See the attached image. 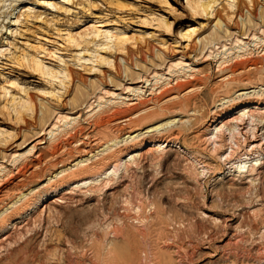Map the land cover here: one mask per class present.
<instances>
[{
    "label": "rangeland",
    "instance_id": "rangeland-1",
    "mask_svg": "<svg viewBox=\"0 0 264 264\" xmlns=\"http://www.w3.org/2000/svg\"><path fill=\"white\" fill-rule=\"evenodd\" d=\"M235 2L242 16L233 0H0V214L18 203L0 228V264H264V106L249 108L254 123L235 111L210 128L211 144L199 138L240 92L264 96V68L250 84L222 81L264 58V0ZM95 28L130 42L122 51ZM137 114L133 127L171 124L155 138L177 139L123 147L113 120ZM89 132L106 158L129 149L116 175L114 162L88 181L44 187L49 173L29 175ZM231 147L248 155L241 172Z\"/></svg>",
    "mask_w": 264,
    "mask_h": 264
},
{
    "label": "bare ground",
    "instance_id": "bare-ground-1",
    "mask_svg": "<svg viewBox=\"0 0 264 264\" xmlns=\"http://www.w3.org/2000/svg\"><path fill=\"white\" fill-rule=\"evenodd\" d=\"M235 3H236V5H234V8L238 12L237 13L238 16H242L240 13V11L242 10L241 4L239 2L237 3V2H235V0H233V4H235ZM189 6L191 8H195L197 10H199V9L202 10V8H203L204 9L203 12H205L206 10H210V8H211V6H209V5H201L200 2H197L194 4L192 2H189ZM214 15H215V11L212 12V16H214ZM235 15L236 14H234L233 16H235ZM213 19L215 20L214 28L218 32L226 31L225 30L226 26L222 22L223 20L221 19V17L220 18L216 17ZM168 26L169 25H165L166 28H169ZM98 27L104 28L105 25L100 24V26H98ZM94 34L97 37L105 36V38L107 40H111L113 42L114 46L118 47L119 49H122V51L125 50V46L130 42L129 39H126L123 36H113L111 32H106L105 34H103L101 31L98 30V28L94 29ZM184 37L191 40L192 34H189V36H184ZM193 44L197 45L198 42L193 41ZM238 58H241V57L238 56ZM263 61H264V58L262 60H258V61L256 60L254 62L251 61L250 63L245 62V63L237 64L235 66V70L238 69L239 74H237L236 71H232V74L230 73V75L225 79L223 78L222 81H225V82L233 81V83L235 81H239V82H241L240 85L241 84H244V85L250 84V83H252V81H251L249 74H247V73H250V72L253 73L254 71L257 72L259 69H263L264 68V62ZM32 69L36 73H39L40 75L42 74L44 76L46 75V76H50L53 78V75L50 74L49 72L45 73V68H43V66L39 62H36V61L33 62ZM260 71H262V70H260ZM257 75H258V73H257ZM138 91H140V90H138ZM190 92H193V91L191 90ZM258 95L259 94H257L256 92H252V91H249V92L244 91L243 92L242 91L237 95V97L235 99L224 103L222 106H220L218 108L217 112H214L215 113L214 117L212 118L207 130L202 132L200 134L199 138L201 140L206 138L209 135L208 132H209L210 128L214 127L217 123L220 122L221 119H223L224 117L228 116L229 114H231L235 111H241L242 110V112H240V114H239L240 118L237 120V122L244 124V123H246V117H247L251 123H254V117H252V116L249 117V113H250L249 108L254 107V108L259 109L260 107L264 106V96L259 95L260 96L259 97ZM176 98L177 97H174L172 99L174 100ZM172 99H170V100H172ZM245 110H247V111H245ZM147 111H148V109H147ZM146 113H148V112H146ZM140 114L139 115L137 114L136 116H127V117H124V118H121L118 120H113V124L116 126L115 128L119 129L120 133H123L124 135H126L125 139L123 140V144H124L123 147L125 145H127L128 143L135 144L136 147H133L131 149H134L136 151V150L140 149L141 147H144L145 144L150 141L149 143L152 147H156L158 145L161 148L163 145H165L167 143L168 144L171 143V141L173 139H177V137H178L177 135H172V136L170 135V137H168V139H165V140L155 138L158 135H160L161 133H163V131H165L166 128L170 127L169 125H171V124L166 123L163 125H158V126H155V127H152L150 129L146 130L145 132H142L140 127H138V128L133 127L132 124H134V121L139 116H141ZM142 120H144V119H142ZM140 121H141V119H140ZM180 122H181V120H180ZM128 124H130L132 127L128 126L130 128L125 129V126H127ZM135 124H137V123H135ZM182 125H183V123H182ZM124 129H125V131H124ZM216 131H217V133L214 136L216 141L213 142V146L215 147L214 151L220 155L219 159H221L222 158V156H221L222 151L221 150L225 146V145H223L225 142V140H224V138H225V127H222L220 129H216ZM227 131H229L231 134V140H234L237 137V134H238V136H240L242 134V133H240L241 131H240L239 125H237L235 128L227 130ZM102 139H104V138H102ZM102 139H99L97 137V135L94 134V132H89L83 141L81 140L75 146H73V149H72V147H70V149L66 148V147L65 148L56 147L54 149V152H52L50 159L42 164V165L47 166L48 168L46 170H42V172L40 174L35 173V170L37 171V169H39V168H36L29 175L37 180L40 177H42V176L44 177L46 174L49 173V175H51V178L46 180L47 182H46V184H44V187H46L47 185H50L51 183H56V182L58 183V182L62 181V179H67L70 176L73 177L74 181L79 182V181L93 180L96 177H102L103 175L109 176L111 173H112V175L113 174L116 175L117 172L120 170L119 168H120L121 163H122L121 162L122 158L120 157V155H124L126 152H128L129 149L125 147L119 151V154H120L119 156L111 155L110 157L106 158L105 156L107 155V152H109V151H108V148H104V147H106L104 145L107 142L104 144ZM204 141H206V143H210L211 139H204ZM160 144H162V145H160ZM236 146L238 147V149H240L237 144H236ZM238 149L234 150L233 147H231V153L228 155L226 160H230V161H234L236 159L240 160L239 164H241V165L239 166V170L241 172L244 169L243 165H242L243 161L241 160V158L245 155L246 156H248V155L244 154V155L238 156ZM33 150H35V148ZM111 151H112V149H111ZM76 157L79 159L74 160ZM37 159H38L37 160L38 163L41 165V160H42L41 156L37 157ZM112 163L114 165L116 164L113 168L114 170L110 174H107L106 173V167H111L113 165ZM53 171H54V173H52ZM22 175H23V179H21L19 181L21 183L24 182L25 178H26V174H22ZM0 198H1V196H0ZM21 198H22V196H21ZM25 198H26V196H24V198H22V200H20V201L18 200V202L25 200ZM6 207H7L6 210L3 213L1 212L2 214H0V228H1V230L6 229L7 222H8L7 219H4V216L6 214L18 213V209H17L18 203L17 202L9 204Z\"/></svg>",
    "mask_w": 264,
    "mask_h": 264
},
{
    "label": "snow or ice",
    "instance_id": "snow-or-ice-1",
    "mask_svg": "<svg viewBox=\"0 0 264 264\" xmlns=\"http://www.w3.org/2000/svg\"><path fill=\"white\" fill-rule=\"evenodd\" d=\"M13 86H15V85H13Z\"/></svg>",
    "mask_w": 264,
    "mask_h": 264
}]
</instances>
